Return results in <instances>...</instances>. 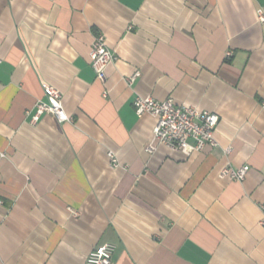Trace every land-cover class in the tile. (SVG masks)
<instances>
[{
  "label": "crops",
  "instance_id": "1",
  "mask_svg": "<svg viewBox=\"0 0 264 264\" xmlns=\"http://www.w3.org/2000/svg\"><path fill=\"white\" fill-rule=\"evenodd\" d=\"M258 9L264 0H0V264H84L104 242L113 264H264ZM98 33L116 55L104 79L90 66ZM43 83L71 121L32 122ZM137 95L217 113L216 145L147 151L155 118L136 115ZM226 165L249 168L231 180Z\"/></svg>",
  "mask_w": 264,
  "mask_h": 264
},
{
  "label": "built area",
  "instance_id": "2",
  "mask_svg": "<svg viewBox=\"0 0 264 264\" xmlns=\"http://www.w3.org/2000/svg\"><path fill=\"white\" fill-rule=\"evenodd\" d=\"M257 14L259 20L264 22L263 10L258 9ZM231 53L230 50H227L225 56L229 57ZM89 56L90 66L95 76L98 79H104L105 68L115 60L116 55L108 48L102 33L96 34L93 38ZM137 73V71L133 73L128 80L132 81ZM42 87L44 99H36L32 122L35 123L43 113L51 114L60 123L71 121L72 116L66 112L63 106L61 92L47 83H43ZM133 108L137 116L148 113L155 118L152 138L146 147L149 152L154 149L152 141L185 155L202 151L206 146L216 145L214 129L219 121V116L215 112L202 110L193 105L177 104L172 97L158 100L150 95H137L133 99ZM229 150L227 148L226 152ZM108 156L111 166H118V161L112 151H108ZM248 168V165H226L219 171V176L240 181L244 179ZM2 202L0 197V204ZM71 212L75 214V211ZM113 250V244L101 243L88 253L84 264H113Z\"/></svg>",
  "mask_w": 264,
  "mask_h": 264
}]
</instances>
